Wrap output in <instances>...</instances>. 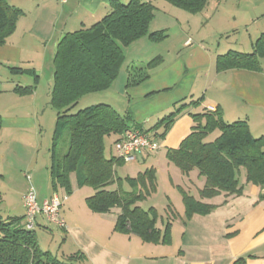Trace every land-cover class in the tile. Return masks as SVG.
I'll return each instance as SVG.
<instances>
[{
    "label": "crops",
    "instance_id": "crops-1",
    "mask_svg": "<svg viewBox=\"0 0 264 264\" xmlns=\"http://www.w3.org/2000/svg\"><path fill=\"white\" fill-rule=\"evenodd\" d=\"M110 1L66 0L62 4L58 0H7L23 14L17 20L14 32L0 46V69H6L10 76L28 74L29 69L22 65H32L35 53L42 62L48 55L53 58L60 38L66 33L91 28L109 13ZM144 1L153 4V0ZM220 1L214 0L215 5L219 7ZM226 14V19L225 16L220 17L221 24L238 26L240 20H244L245 26L252 25L255 28L254 35L250 36L253 49L255 42L264 34V0L251 2V9L245 14L248 17L241 13L238 16V9L233 14ZM203 41L205 40L193 44L189 39L183 40L182 47L186 48L184 53L187 58L185 62L190 63L188 66L178 65L177 61L169 64L163 62L149 70L148 80L140 86L126 89L125 85L124 90L122 88L119 91L120 114L129 112L132 127L143 131H147V125L153 120L156 124L176 103L182 100L187 102L188 98L199 101L198 106L181 111L163 138H155L154 141L158 144L156 151H140L133 163H138L140 159L146 169L154 168L158 171L157 165L162 163V158L166 160L167 151L177 149L191 133V113L207 111L211 107L221 112L225 122L245 120L253 137L264 136V66L261 65L259 72L239 69L217 71L216 60L220 55L207 50ZM137 42L138 40L134 43ZM196 57L203 64L197 65ZM261 62H264V58L260 59ZM11 68L21 71H11ZM199 73H204L205 79L195 89V79ZM8 82L13 83L11 80ZM37 92L38 86L34 101ZM131 99L137 101L131 103ZM38 110L36 103H32L29 111L0 115V146L5 144L6 149L9 147L15 152L16 147L27 139L33 135L38 136L43 124L37 114ZM1 159L0 156V161ZM25 165L30 171L31 165ZM31 172L34 181H28V185L36 187V200L39 204L53 195L61 200L66 198L60 208V217L65 225L61 229L65 234L64 242L69 243L73 254L82 252L86 264H231L239 256L247 257L246 264H264V200L261 199L264 190L246 183L244 175L239 178V185L242 187L240 195L219 194L203 200L214 206L209 214L194 215L185 221L184 214L175 210L177 216L171 222L170 242L162 245L144 243L136 235L115 232L116 217H112L110 213H92L88 209L86 198L93 191L91 194L86 191L84 197L76 199V194H80L84 187L77 186L75 177L70 179L71 175L69 176L71 192L66 193L60 188L57 191L52 189L49 175L41 177L43 185L40 186L37 182L38 172ZM192 172L186 176L190 178ZM3 178L4 173L1 171L2 183ZM191 178L198 183L195 185L197 197H193L200 199L199 191L204 185V179L198 176L197 171ZM26 191L23 189L18 193L21 201ZM5 197L0 193V201ZM21 205L20 217H23V201ZM76 210L81 215H87L88 220L80 219ZM6 217L15 215L7 214ZM166 218L161 216V225H157L159 229H163ZM174 222L178 223L175 225ZM48 226L42 216H37L36 228L47 229ZM167 248L169 252L165 251Z\"/></svg>",
    "mask_w": 264,
    "mask_h": 264
},
{
    "label": "trees",
    "instance_id": "trees-1",
    "mask_svg": "<svg viewBox=\"0 0 264 264\" xmlns=\"http://www.w3.org/2000/svg\"><path fill=\"white\" fill-rule=\"evenodd\" d=\"M171 6L190 12L204 10L209 0H164ZM155 7L144 0L110 1V11L99 22L86 30L64 34L57 43L53 57V79L50 106L56 111V122L50 152V182L54 191L59 188L70 193L69 176L75 175L79 188L89 187L93 194L86 198L88 209L96 214H109L118 209L114 231L133 234L144 243L166 245L170 242L171 222L176 213L167 206L163 229L157 227L154 208L143 210L138 204L156 191L154 168H148L136 177L127 178L135 191L122 193L107 187L116 180L115 166L124 163L118 157L106 158L104 138L114 135V143L131 125L129 112L120 114L107 104H97L75 113L71 110L84 96L109 89L117 78L124 60L123 48L147 37L160 41L163 32L148 28ZM22 11L0 0V46L14 32ZM264 58V34L255 42L250 54L228 51L216 60L217 71L239 69L259 72ZM160 58L144 67L131 68L126 89L135 88L148 80L149 70ZM11 71H21L11 68ZM17 94L33 91V87L16 86ZM199 101L184 100L176 103L168 115L159 119L149 131L150 137L163 138L177 116L187 107L198 106ZM193 127L177 149L167 151V159L183 175L197 171L204 179L200 199L179 188L184 206L185 221L194 215H207L214 206L203 202L219 194L240 195L239 178L264 190V136H252L245 120L225 122L219 110L191 113ZM1 120V117H0ZM214 132L218 135L210 140ZM66 138L67 150L61 156L57 148ZM264 200V193L261 195ZM23 217H0V264H86L85 255H53L43 251L34 230H27ZM37 221V218H36ZM247 257L239 256L231 264H246Z\"/></svg>",
    "mask_w": 264,
    "mask_h": 264
},
{
    "label": "rangeland",
    "instance_id": "rangeland-1",
    "mask_svg": "<svg viewBox=\"0 0 264 264\" xmlns=\"http://www.w3.org/2000/svg\"><path fill=\"white\" fill-rule=\"evenodd\" d=\"M253 1L221 0L219 2L220 6L218 7L217 4L215 5L214 0H209L204 10L193 14L175 8L164 0H153V4L157 9L149 24L148 31L149 33L163 32L165 38L160 41H154L143 37L137 43H132L123 48L124 60L113 85L105 91L84 96L71 110V113L97 104L110 105L120 113V92L122 88L124 90L127 75L131 68L144 67L148 62L156 58H160L159 62H156L151 69L156 68L163 62L164 64H169L173 61H177L176 64L178 65L188 66L190 63L185 62L187 59L184 53L186 48L182 47V42L185 39H189L190 43L193 42V44L199 43L200 40H205L203 41V46L218 55H224L228 51L244 54L252 53L253 41H250V36H253L255 32V28L252 25L245 26V23H243L244 20H240L237 24L238 26L225 23L223 25L219 21L221 16H225L226 19V13L233 14L237 9L239 12L237 14L238 16L241 13L248 17L245 14L249 13L251 2ZM126 2V0L122 1V3ZM32 60V65H22V67L29 69L28 74L22 76L21 74L10 76L7 74L6 69H0V115L6 114L7 112L20 113L21 111H29L32 103H36L37 107H39L37 114L39 119H42L41 122L43 121L38 136L33 135V137L27 139L25 143L16 147L15 152L9 147L6 149L5 144L0 146V156L2 157L0 161V172L2 171L4 173V182H0V186L2 187L0 193L3 197L6 196L3 201H0V216L2 218H5L7 214L20 216L22 213V201L18 193L23 189L28 190L27 177L30 181H34V176L31 171L36 170L38 172L37 182L40 186L43 185V182L40 181L42 176L49 175L50 177V152L56 122V111L50 106L49 96L54 72L53 58L51 55H48L42 62L38 54L35 53ZM196 61L197 65L203 64L198 57H196ZM260 64L264 66V62ZM34 67L35 69H33ZM203 75L205 74L199 73L195 79V89L198 87L200 81L205 79ZM8 80H11L13 83L10 84L11 82H8ZM16 84L21 87L30 85L33 87V91L21 95L17 94L13 91ZM37 86L38 92L34 101ZM126 99H129L128 96H126ZM136 101V99H133L131 103H135ZM189 101H191L190 98H188L187 102ZM169 113L171 112L165 113L160 119ZM154 125L155 121L153 120L147 125V131L151 130ZM217 135L218 132H214L208 138L212 140ZM114 138V135L104 138V155L106 158L116 157ZM66 150L67 142L64 137L61 139L57 148L58 157H61ZM142 163L139 159L138 163L117 164L115 166V177L120 180H116L112 185L108 186L107 190L113 191L119 189L122 193L135 191L136 189L131 186L127 178L136 177L139 173L144 172L146 166H143ZM25 164L31 165L30 171L26 169L27 165ZM157 169L158 171L155 170L157 179L156 191L141 201L138 206L143 210L154 207L158 215L157 225L160 226L161 216L167 217V206H171L177 213L184 214V206L179 188H183L190 195L197 197L195 185L197 186L198 183L191 178L196 173L195 170L190 174V178H188L174 164L170 163L167 158L166 160L162 158V163L157 165ZM74 177L75 175L71 174L70 179H74ZM190 179L193 180V183L190 182ZM34 189L36 192L35 186ZM83 189L80 194H76V199L84 197L87 193L86 191H89L90 194L93 191L89 187H84ZM118 212L119 210L115 209L109 215L116 217ZM75 213H79L80 219L88 220L87 215H81L77 210ZM174 223L176 225L178 222ZM35 235L43 251H48L53 255H70L74 252L72 247L69 246V243L66 244L64 242V232L52 225H49L47 229L37 227L35 229ZM165 251L169 252V249L167 248Z\"/></svg>",
    "mask_w": 264,
    "mask_h": 264
},
{
    "label": "built area",
    "instance_id": "built-area-1",
    "mask_svg": "<svg viewBox=\"0 0 264 264\" xmlns=\"http://www.w3.org/2000/svg\"><path fill=\"white\" fill-rule=\"evenodd\" d=\"M64 4L66 0H58ZM189 44V41L187 42ZM214 111V108H209ZM158 149V144L153 141L148 133L142 130L129 128L120 137V140L114 143V151L116 157L121 159L124 163H133L136 160V155L140 151L154 152ZM28 181L30 179L27 177ZM66 200H62L53 195L51 198L39 204L36 200V192L33 186H29L26 193L23 195L24 208V226L27 230H34L36 228L37 216H42L49 224L58 229L65 227L63 219L60 217V207Z\"/></svg>",
    "mask_w": 264,
    "mask_h": 264
}]
</instances>
